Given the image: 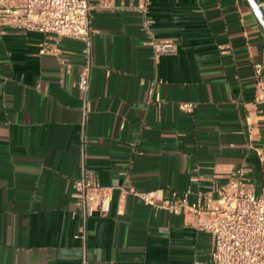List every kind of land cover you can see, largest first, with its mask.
Masks as SVG:
<instances>
[{
    "label": "crops",
    "instance_id": "obj_1",
    "mask_svg": "<svg viewBox=\"0 0 264 264\" xmlns=\"http://www.w3.org/2000/svg\"><path fill=\"white\" fill-rule=\"evenodd\" d=\"M113 3L91 15L85 94L82 43L40 55L44 35L0 27V264H210V217L158 205L174 193L197 204L239 168L264 198V30L248 1ZM152 39L176 53L156 63ZM83 157L116 188L87 222L72 198Z\"/></svg>",
    "mask_w": 264,
    "mask_h": 264
},
{
    "label": "built area",
    "instance_id": "obj_2",
    "mask_svg": "<svg viewBox=\"0 0 264 264\" xmlns=\"http://www.w3.org/2000/svg\"><path fill=\"white\" fill-rule=\"evenodd\" d=\"M114 8L113 0H0V27L35 32L44 35L40 55L59 54L58 44L62 40L80 42L84 45V66L77 87L87 93L92 70L91 15L94 10ZM144 12L145 7H140ZM151 22L144 21L146 29ZM153 59L159 62L162 56L176 53L171 41L151 40ZM62 68L68 72L69 65L61 60ZM255 75L261 80L264 63L255 65ZM163 84L153 82L151 91H158ZM160 98L157 95V101ZM255 104H264V89L255 96ZM180 109L193 113L195 104L181 103ZM82 174L73 186V202L83 221L94 214L108 212L116 188L103 186L97 174L86 168L82 158ZM244 168L235 170L224 185L215 184L209 193L201 195L200 202L189 204L187 195L174 193L158 205L174 215L190 212L198 218L204 215L210 220L200 225L212 238L210 264H264V198L257 195L252 180ZM217 195L215 205L211 198ZM146 203H152L153 195L141 194ZM83 237V236H82ZM84 264H87L84 261Z\"/></svg>",
    "mask_w": 264,
    "mask_h": 264
},
{
    "label": "water",
    "instance_id": "obj_3",
    "mask_svg": "<svg viewBox=\"0 0 264 264\" xmlns=\"http://www.w3.org/2000/svg\"><path fill=\"white\" fill-rule=\"evenodd\" d=\"M250 5L255 17L257 18L259 24L264 30V9L262 8L258 0H247Z\"/></svg>",
    "mask_w": 264,
    "mask_h": 264
}]
</instances>
